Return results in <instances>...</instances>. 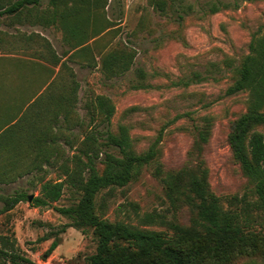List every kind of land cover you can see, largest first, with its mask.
<instances>
[{"label": "rangeland", "instance_id": "obj_1", "mask_svg": "<svg viewBox=\"0 0 264 264\" xmlns=\"http://www.w3.org/2000/svg\"><path fill=\"white\" fill-rule=\"evenodd\" d=\"M164 1L165 10L161 12L152 6V0H99L79 14L53 22L51 14L56 13V7L50 0H41L16 15L0 16V116L18 114L39 94L44 100L58 96L55 83L46 88L54 76L59 82L73 72L79 85L73 113L79 123L74 121L65 133L72 146L60 138L63 151L59 153L63 155L54 158L55 163L44 164L43 171L0 183V196L17 192L37 196L39 176L64 181L57 201L45 206H34L32 200L20 201L10 211L0 213V235L15 238L16 247L33 264H88L87 257L95 252L96 237L91 228L68 226L58 234L57 247L49 255L44 253L57 230L69 222L56 208L71 205L79 197L60 165L62 160L72 165L76 156L86 162L82 150L89 144L80 146V141L98 124L97 120L90 121L91 103L97 94L108 96L115 110L110 123L96 130L117 132L119 126H126L136 152L145 151L163 129L156 160L141 166L127 185L105 196L103 208L98 209L101 216L140 225L136 211L139 215L155 211L188 225V208L169 205L162 178L168 170L197 161L206 169L210 189L224 204L232 196H250L251 182L227 143L232 121L246 111L248 95L246 91L227 94L226 89L236 78L252 35L264 25V0ZM63 2L58 12L77 7L73 0ZM212 6L215 12L210 10ZM111 23L115 25L87 42L90 48L84 56L68 60L62 70L53 63L55 55L61 61L65 59L63 55L77 41V36H69L70 27H82L85 36H90ZM120 42L136 51L133 64L123 75L106 77L100 69V53L119 47ZM94 61L95 65H84ZM204 124L208 126L207 140L197 151L194 142ZM256 129L264 133V125ZM104 138V134L98 138L101 149L94 159L99 172L105 153L121 156L118 148L105 143ZM13 143L24 152L25 140L14 137ZM2 205L0 200V208ZM146 228L170 232L165 225ZM47 233L52 234L50 238L39 241ZM263 262L262 256L252 255L231 264Z\"/></svg>", "mask_w": 264, "mask_h": 264}, {"label": "trees", "instance_id": "obj_2", "mask_svg": "<svg viewBox=\"0 0 264 264\" xmlns=\"http://www.w3.org/2000/svg\"><path fill=\"white\" fill-rule=\"evenodd\" d=\"M40 1L0 0V16L16 15L27 5L35 6ZM98 1L73 0V3L77 2V7L70 6L58 12V6L63 0H50L56 7L51 20L56 22L79 14L81 9L85 11ZM152 6L162 12L166 2L152 0ZM215 9V6L210 7L213 12ZM113 25L111 23L95 30L90 36H85L82 27H70L69 36H77V41L63 55L65 59L61 61V57L55 55L53 63L59 64V70L66 68L68 60L85 55L84 52L90 48L87 43L90 39ZM135 55L133 48L120 42L119 47L100 53V69L109 78L123 75L131 68ZM95 63L87 62L84 65ZM235 73L236 78L227 87L226 93L246 91L247 107L244 113L232 121L227 143L234 160L251 182L250 196H232L224 204L210 189L206 169L201 161H197L176 170H168L162 178L169 205L174 209L188 208V225H182L175 219H166L165 214L155 211L143 215L135 212L139 224L144 227L121 220L109 221L101 216L98 209L103 208L105 196L110 195L115 188L127 185L141 166L156 160L157 144L163 129L159 130L145 151L136 152L126 126H119L117 132L96 130L98 126L110 123L115 110L108 96L97 94L91 103L93 111L90 121L97 120L98 124L80 141V146L89 144L87 150L82 148L86 162L76 156L72 157V165L66 160H62L60 165L66 175L65 179L76 186L80 194L71 205L56 208L69 222L57 230L44 253L49 255L57 247L58 234L70 226L91 228L96 237V249L87 257L88 264H231L245 256L260 255L264 258V133L256 129L264 125V25L252 35L248 53ZM55 78L46 88L55 83L60 91L58 96L44 100L43 94H39L18 114L0 116V183L13 181L33 171H43L44 164L55 163V159L63 155L59 153L62 150L60 138L64 137L72 146V141L65 133L70 131L74 121L79 123L77 117H73L79 85L73 72H70L66 80L56 82ZM204 125L199 129L194 142L197 151L201 150L207 140L208 126ZM101 134H104L105 143L118 148L121 156L105 153L103 168L99 172L94 159L100 153L98 138ZM14 137L25 140L24 152L18 151V146L13 143ZM38 181L40 194L32 197V205L45 206L60 198L63 180H43L39 176ZM103 190L104 194L101 193ZM0 200L3 203L0 213H3L10 211L20 201H28V195L17 192L0 196ZM151 225H165L170 232L146 228ZM50 235H43L39 241L49 239ZM0 264L33 262L16 247L15 238L0 235Z\"/></svg>", "mask_w": 264, "mask_h": 264}, {"label": "water", "instance_id": "obj_3", "mask_svg": "<svg viewBox=\"0 0 264 264\" xmlns=\"http://www.w3.org/2000/svg\"><path fill=\"white\" fill-rule=\"evenodd\" d=\"M32 197H33V195H28V201H31V199H32Z\"/></svg>", "mask_w": 264, "mask_h": 264}]
</instances>
